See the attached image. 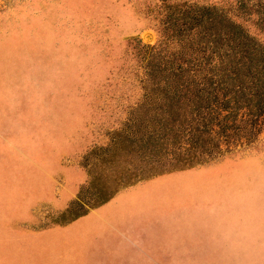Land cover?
<instances>
[{
    "label": "rangeland",
    "instance_id": "1",
    "mask_svg": "<svg viewBox=\"0 0 264 264\" xmlns=\"http://www.w3.org/2000/svg\"><path fill=\"white\" fill-rule=\"evenodd\" d=\"M162 12L159 0H0V166L18 144L25 154L53 149L60 165L56 205L36 208L30 233L20 231L23 211H14L9 173L0 172V264H76L77 254L89 264L84 219L55 224L79 186L85 202L90 196L87 167L108 172L87 153L133 107L139 88L127 39L155 43ZM243 25L264 44V32ZM164 173L177 185L156 214L165 226L149 228L151 245L134 246L124 264H264V129L247 147ZM123 188L110 201L131 191Z\"/></svg>",
    "mask_w": 264,
    "mask_h": 264
},
{
    "label": "trees",
    "instance_id": "2",
    "mask_svg": "<svg viewBox=\"0 0 264 264\" xmlns=\"http://www.w3.org/2000/svg\"><path fill=\"white\" fill-rule=\"evenodd\" d=\"M159 2L157 41L127 39L139 88L134 105L87 153L108 172L87 167L90 196L85 202L79 186L61 209L68 217L56 223L139 180L247 147L264 129V44L243 25L264 32V0Z\"/></svg>",
    "mask_w": 264,
    "mask_h": 264
},
{
    "label": "crops",
    "instance_id": "3",
    "mask_svg": "<svg viewBox=\"0 0 264 264\" xmlns=\"http://www.w3.org/2000/svg\"><path fill=\"white\" fill-rule=\"evenodd\" d=\"M16 139L23 141V134L18 135ZM29 153L34 154L36 158L26 159L30 156ZM29 153H23V145L21 147L19 144L5 149L2 155L6 156L5 160L10 164L0 166V172L9 173L11 182L8 185L14 199V211L19 214L23 211V227L20 228V231L25 233L34 231L31 230L28 219L34 213L36 214L38 206L54 208L56 205L54 199L58 197L60 181L59 159L54 160V156L57 154L53 149H48L45 152L32 150ZM172 175L163 173L134 182L120 190L126 191L131 188V191L123 194L122 198L115 199V195L111 201L109 198L90 208L89 215L87 211L65 222H71L80 216L84 219L89 264H91L92 258L97 259V264H124L127 258L133 256L134 246L138 253L141 246L149 247L151 245L150 229L154 230L165 226V219L164 222L159 218L157 220L156 214L165 211L171 199V190L177 186L173 184L168 187L165 184L168 177ZM177 189L178 187H176ZM29 214L31 216H28ZM77 255L74 256L75 263L81 264L79 255Z\"/></svg>",
    "mask_w": 264,
    "mask_h": 264
}]
</instances>
